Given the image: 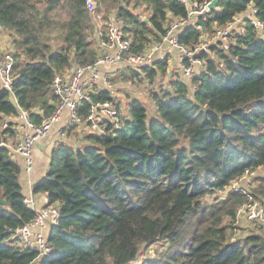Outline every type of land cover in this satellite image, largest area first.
<instances>
[{"label":"trees","instance_id":"16d2710c","mask_svg":"<svg viewBox=\"0 0 264 264\" xmlns=\"http://www.w3.org/2000/svg\"><path fill=\"white\" fill-rule=\"evenodd\" d=\"M96 1L104 21L116 15L129 24L134 53L159 42L188 14L176 0ZM250 4L264 20V0H222L219 10L197 16L180 42L194 48ZM140 8L149 15L141 16ZM243 26L229 49L218 42L210 47L214 57L201 53L204 72L190 81L170 78L168 88L152 91L154 115L135 98L120 128L109 122L106 134L73 136V126L68 136L75 139L56 141L48 172L33 187L47 196L46 206L60 210L48 234L55 254L38 264H264V231L231 239L248 197L264 199V176L255 177L251 191L230 189L221 197L264 167V33L249 20ZM0 28L12 32L16 49L13 94L0 85V142H9L16 132L14 123L3 128L7 119L22 108L41 125L56 110L55 77L94 63L100 35L85 0H0ZM167 66L130 68L127 75L153 82L158 67L164 74ZM92 100L115 98L103 91ZM90 109L84 102L78 115L85 121ZM22 170L12 151L0 147V201L6 202L0 203V264L37 258L17 245V230L36 216L26 203ZM161 243L168 248L160 257L140 261L143 249Z\"/></svg>","mask_w":264,"mask_h":264},{"label":"built area","instance_id":"2783aa9c","mask_svg":"<svg viewBox=\"0 0 264 264\" xmlns=\"http://www.w3.org/2000/svg\"><path fill=\"white\" fill-rule=\"evenodd\" d=\"M85 1L100 35V55L97 60L86 66H77L71 72L55 77L51 89L53 95L58 98L56 110L49 117L44 118L41 125H36L30 112L22 108H19L17 116L8 118L3 125V128H7L9 123H14L13 129L18 140L16 145L2 141L0 147H8L13 154L22 158L23 171L28 177L32 175L35 167L34 148L36 143L50 133L62 120L65 112L68 113V127L56 131V141L67 139V131L73 126H77L81 133L98 135L106 134V126L109 122L117 128L121 127V107L116 99L113 102L98 103H94L92 100L94 95H99L103 91L114 94L115 85L111 80L113 77L109 72L104 71L105 68L120 67L121 70L123 68L127 70L130 68L140 70L143 67L156 68L159 62L165 61V48L171 47L179 51V71L182 77L193 78L206 70V61L200 57L201 53H209L211 45L215 42H221L225 49H229L233 32L236 29L242 33L245 31L243 26L245 20H249L260 33H264V20L259 17V9L250 4L247 10L239 15L234 22L224 28H217L212 44L205 43L194 48L187 47L180 42L182 31L191 26L197 16L209 12L208 5L212 0H205L202 3L198 0H176L187 9V17L175 21L159 42L145 51L134 53L131 50L132 40L128 33L129 24L116 15H110L107 21H104V15L99 12L97 1ZM219 9L220 7H218ZM12 47L14 46L11 41L6 50H0V85L13 94L12 87L16 74L15 51ZM84 102L91 105L90 113L85 121L78 115ZM33 187L31 186L29 197H26V203L28 208L36 211V216L31 222L17 230L16 237L18 246L37 253L34 264H38L39 261L55 254L54 247L48 240V234L53 225H58L60 210L54 205L46 206L47 196H45L44 206L40 207L35 200ZM248 213V218L254 220L257 215L256 211L250 210ZM250 214L252 215L250 216ZM239 217L238 214L236 219L238 220Z\"/></svg>","mask_w":264,"mask_h":264},{"label":"rangeland","instance_id":"374dc122","mask_svg":"<svg viewBox=\"0 0 264 264\" xmlns=\"http://www.w3.org/2000/svg\"><path fill=\"white\" fill-rule=\"evenodd\" d=\"M139 13L143 17H147L149 15V11H144L140 8ZM263 33V32H261ZM0 37L2 39H6V45L13 40L14 35L10 33V38L6 33H0ZM216 41V40H215ZM234 39H230V42H233ZM214 42V34L211 33H204L201 37V43L197 44V46L208 43L212 44ZM217 44V42H215ZM7 46L3 48V50L7 49ZM15 47V46H14ZM12 47L13 51L16 53V49ZM1 50V51H3ZM209 55L215 56V53L209 50ZM171 64H168L166 73H161V70L157 69V76L154 78L153 82L150 81V79H147L146 76H141L142 79L139 78H131L130 75H127L129 73H116L115 77L113 78V85H115V91H114V97L116 101H118L120 107H121V115L122 117H127L129 111V104L133 99H140L147 107L148 113L150 115H154L155 113V106L152 102L150 93L152 91H158L161 89V87L168 88L169 87V80L173 77H180L182 79H187V81H190V77H182L179 72V68L177 69V63L176 58L171 56ZM121 71V70H120ZM119 71V72H120ZM124 72V71H123ZM169 74L171 76H169ZM146 77V78H145ZM194 89V87H193ZM78 143L82 146L87 144L84 140H77ZM257 176H264V167H261L258 171L254 173H249L246 176H243L238 181L234 182L231 188H228L221 197H224L227 195L228 191L230 189H235L236 191L243 192L246 190H253V188L256 185V182L254 179ZM261 198V197H260ZM263 198H261L262 201ZM212 200V197H211ZM259 199H254V197L251 195L248 197V203H245L240 207V209L237 212V215L239 214V219L235 220V230L231 232V239L232 242L243 239L250 235L251 233H259L261 234L262 231H264V199L263 202H261ZM251 204V205H249ZM256 211L257 215H255L254 220H251L248 218L249 213L248 211ZM252 214H250L251 216ZM262 229V230H261ZM167 246L161 244H155L152 247L143 249L140 255V261L143 262L147 259H155L160 257L164 253V251L167 250ZM140 264L139 262H137Z\"/></svg>","mask_w":264,"mask_h":264},{"label":"crops","instance_id":"0c3cea01","mask_svg":"<svg viewBox=\"0 0 264 264\" xmlns=\"http://www.w3.org/2000/svg\"><path fill=\"white\" fill-rule=\"evenodd\" d=\"M0 33H6L8 35V37L10 38V33H12V32L0 28ZM6 39L7 38L2 39L0 37V50H3V48L7 46L6 45ZM8 46H9V44H8ZM8 46H7V48H8ZM164 51H165V56H166L165 61H167L168 64H171V62H172L171 56L174 55V57L176 58L177 69H178L179 68V53H178L179 51L174 49V48H171V47H166ZM120 70H121L120 67H114V68L108 67V68L104 69V71L109 72L111 77H113V78L115 77L116 73H127L128 72L127 69H125V68H123L121 71ZM180 75H181V73H180ZM169 76H171V75L169 74ZM113 78L111 79L112 81H113ZM67 118H68V113L65 112L62 120L58 124H56V126L50 131V133L46 137L39 139L38 142L36 143V146L34 148L35 167H34L33 173L30 177H28L26 175V173H24V171L22 170L23 172L21 173V177H20V183L22 184L23 192H24L26 197H29V195H30L31 186H35L37 183H40L44 179V177L46 176V174L48 172L49 163H50L51 153H52V150L56 144V137H55L56 131L61 129V128L68 127L67 124L69 121ZM70 129L71 128H69L67 131V136L69 135L68 132ZM77 129L72 128L70 133H72V135L74 134L77 136V133H78L77 131H79ZM73 132H75V133H73ZM67 136H66V138H67ZM73 136H71V137L68 136V140L69 139L70 140L75 139V138H73ZM17 140L18 139H16V140L10 139L9 143L11 145H16ZM13 155H14V159L20 164L21 168L23 169L22 158H20L19 156L15 155V154H13ZM30 184H31V186H30ZM34 197H35V200L40 207L44 206L45 198H46L45 195L34 194Z\"/></svg>","mask_w":264,"mask_h":264},{"label":"water","instance_id":"95a60500","mask_svg":"<svg viewBox=\"0 0 264 264\" xmlns=\"http://www.w3.org/2000/svg\"><path fill=\"white\" fill-rule=\"evenodd\" d=\"M222 0H212L210 4L208 5L209 12H214L218 10V7H220ZM0 203H5L4 201H0Z\"/></svg>","mask_w":264,"mask_h":264}]
</instances>
